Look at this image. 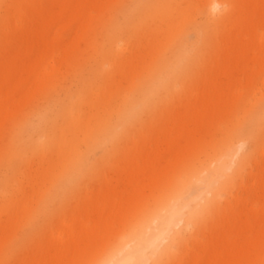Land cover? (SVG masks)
I'll use <instances>...</instances> for the list:
<instances>
[{
  "label": "bare ground",
  "instance_id": "obj_1",
  "mask_svg": "<svg viewBox=\"0 0 264 264\" xmlns=\"http://www.w3.org/2000/svg\"><path fill=\"white\" fill-rule=\"evenodd\" d=\"M254 72L261 0H0V262L96 264L244 143L161 261L257 264L264 230L250 237L246 198L227 207L256 154L264 166V96L245 107L234 95Z\"/></svg>",
  "mask_w": 264,
  "mask_h": 264
},
{
  "label": "clouds",
  "instance_id": "obj_2",
  "mask_svg": "<svg viewBox=\"0 0 264 264\" xmlns=\"http://www.w3.org/2000/svg\"><path fill=\"white\" fill-rule=\"evenodd\" d=\"M221 8L223 12L228 10L227 5ZM244 147V143L237 145L230 164L211 182H198L203 188L198 195L191 196L187 188L178 191L153 218L131 225L96 264H162L161 257L168 251H174L173 246L182 235L181 229L189 233L192 231L195 220L206 211L212 191L225 181L223 173L231 171ZM220 198L223 199L222 196ZM257 264H264V257L259 258Z\"/></svg>",
  "mask_w": 264,
  "mask_h": 264
},
{
  "label": "rangeland",
  "instance_id": "obj_3",
  "mask_svg": "<svg viewBox=\"0 0 264 264\" xmlns=\"http://www.w3.org/2000/svg\"><path fill=\"white\" fill-rule=\"evenodd\" d=\"M71 32H68V34H64L63 40L64 41H69L71 37ZM136 41H132L130 46H135ZM250 79L252 80V86L250 88H243L235 91L234 95L239 99L238 105L240 106H249L251 103H254L255 101H258L264 96V76L261 75V73L254 72L250 73ZM166 109L164 107L161 109L162 111ZM261 157L260 155L256 154L253 158V161L251 163L250 170L246 172L248 176L246 177V184H245V189L243 192H240L238 189L234 188L232 191V196L234 198H230L228 202L230 201V205L227 207H235V202L234 200L236 198H242L247 200V205L245 206V211L247 213V218L249 220V223L254 227V232L252 235H250L251 238H255L261 232L264 230V184H257L254 182V178H261L264 181V166L263 164H260ZM46 163V162H45ZM46 166V164H44ZM236 197V198H235ZM227 198L225 196L223 199ZM252 209H255L254 214L251 212ZM262 210V211H261ZM53 219H44L40 221L39 223H36L37 225L34 226L31 231L27 232V237L29 240H34L37 239L41 234L45 233L46 227L48 226L49 223ZM44 223V225H43ZM43 225V227H41ZM42 229H40V228ZM41 230V231H40ZM33 231V232H32ZM33 233H35L33 235ZM39 234V235H38ZM13 256L20 255L24 253V249L21 247L19 248L18 246L14 249L12 252ZM264 256V252H263ZM11 262L9 261L8 264H13V257L10 258Z\"/></svg>",
  "mask_w": 264,
  "mask_h": 264
}]
</instances>
